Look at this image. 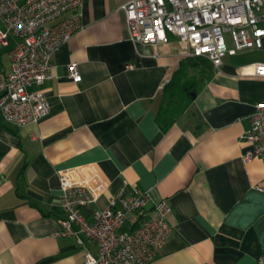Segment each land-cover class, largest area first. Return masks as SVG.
Segmentation results:
<instances>
[{"label": "crops", "instance_id": "1", "mask_svg": "<svg viewBox=\"0 0 264 264\" xmlns=\"http://www.w3.org/2000/svg\"><path fill=\"white\" fill-rule=\"evenodd\" d=\"M126 1H82L81 27L53 52L51 77L39 87L49 104L44 117L18 125L0 113V264H84L85 251L96 252L83 235L80 244L57 234L64 214L58 172L88 165L107 182L80 210L88 219L110 196L134 188L169 203L172 229L150 264H257L264 160L242 159L241 135L264 102V80L240 76L239 67L263 61L264 51L240 50L216 67L184 56L175 39L134 43L119 9ZM19 41L9 34L0 45V72L10 71ZM72 62L79 82L69 77ZM177 71L194 79L195 94L163 130V88Z\"/></svg>", "mask_w": 264, "mask_h": 264}, {"label": "built area", "instance_id": "2", "mask_svg": "<svg viewBox=\"0 0 264 264\" xmlns=\"http://www.w3.org/2000/svg\"><path fill=\"white\" fill-rule=\"evenodd\" d=\"M82 1L0 0V45L9 34L20 38L9 52L10 71L0 72L4 120L22 125L48 113L39 87L51 77L53 52L81 27L77 9ZM119 9L132 42L157 45L175 39L183 45L184 56L205 57L216 67L240 50L264 51V0H128ZM67 12L72 14L56 21ZM67 70L74 82L81 80L75 62ZM239 75L264 80V60L240 66ZM247 121L241 135L247 146L242 159L264 160V102L254 105ZM58 177L64 214L57 234L74 236L80 244L83 235L97 247L95 253L85 251L84 264L151 263L172 229L165 199L154 201L147 190L134 188L127 195L110 196L88 219L80 210L98 200L107 185L104 177L92 165L59 171ZM257 188L264 191V185ZM257 264H264V251Z\"/></svg>", "mask_w": 264, "mask_h": 264}, {"label": "trees", "instance_id": "3", "mask_svg": "<svg viewBox=\"0 0 264 264\" xmlns=\"http://www.w3.org/2000/svg\"><path fill=\"white\" fill-rule=\"evenodd\" d=\"M194 89V79H182L177 71L163 88V103L157 122L164 130L183 111L191 100L190 92Z\"/></svg>", "mask_w": 264, "mask_h": 264}, {"label": "rangeland", "instance_id": "4", "mask_svg": "<svg viewBox=\"0 0 264 264\" xmlns=\"http://www.w3.org/2000/svg\"><path fill=\"white\" fill-rule=\"evenodd\" d=\"M224 39H225L226 43L229 45L230 38H229L227 33H224Z\"/></svg>", "mask_w": 264, "mask_h": 264}, {"label": "water", "instance_id": "5", "mask_svg": "<svg viewBox=\"0 0 264 264\" xmlns=\"http://www.w3.org/2000/svg\"><path fill=\"white\" fill-rule=\"evenodd\" d=\"M190 94H191V97H193L195 93L194 92H190Z\"/></svg>", "mask_w": 264, "mask_h": 264}]
</instances>
